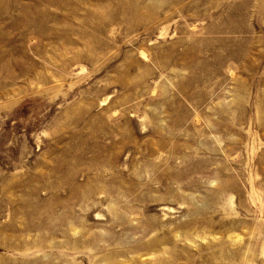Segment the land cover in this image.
Here are the masks:
<instances>
[{
  "label": "rangeland",
  "instance_id": "1",
  "mask_svg": "<svg viewBox=\"0 0 264 264\" xmlns=\"http://www.w3.org/2000/svg\"><path fill=\"white\" fill-rule=\"evenodd\" d=\"M0 49V264H264V0H0Z\"/></svg>",
  "mask_w": 264,
  "mask_h": 264
},
{
  "label": "bare ground",
  "instance_id": "2",
  "mask_svg": "<svg viewBox=\"0 0 264 264\" xmlns=\"http://www.w3.org/2000/svg\"><path fill=\"white\" fill-rule=\"evenodd\" d=\"M234 28V27H233ZM222 40V39H221ZM1 50V49H0ZM4 52V51H3ZM5 54V53H4ZM11 58H12V56H11ZM14 61V60H13ZM27 63V62H26ZM8 65V64H7ZM20 65V64H19ZM4 66V65H3ZM17 66V65H16ZM6 67V66H5ZM25 67V66H24ZM3 68V67H2ZM1 68V69H2ZM19 69V68H18ZM5 70V69H4ZM26 70V69H25ZM29 70V69H28ZM8 71H10V70H8ZM15 71H16V69H15ZM14 71V72H15ZM12 72V71H11ZM3 74V73H2ZM13 76H15V75H13ZM2 78V77H1ZM45 80V79H44ZM2 84V83H1ZM72 117V116H71ZM67 119V118H66ZM77 170V169H76ZM61 174V173H60ZM49 175V174H48ZM59 176V175H58ZM38 178V177H37ZM49 179V178H48ZM63 180H64V178H63ZM103 181V180H102ZM111 181V180H110ZM112 182V181H111ZM56 183V182H55ZM88 183V182H87ZM50 186H51V184H50ZM77 188V187H76ZM52 189V188H51ZM75 189V188H74ZM78 189V188H77ZM92 189V188H91ZM83 190V189H82ZM94 190V189H93ZM120 190V189H119ZM31 191V190H30ZM70 191H72V190H70ZM39 193H41V192H39ZM37 195V194H36ZM60 198V197H59ZM84 198V197H83ZM104 198V197H103ZM42 199V198H41ZM75 199V198H74ZM49 200V199H48ZM82 201V200H81ZM49 202V201H48ZM40 203V202H39ZM57 203V202H56ZM100 203V202H99ZM64 204V203H63ZM14 206V205H13ZM61 206V205H60ZM92 206H93V204H92ZM46 207V206H45ZM11 208V207H10ZM20 208V207H19ZM22 209V208H21ZM24 209V208H23ZM40 209V208H39ZM43 209V208H42ZM51 209V208H50ZM16 211V210H15ZM27 211V210H26ZM45 211V210H44ZM25 212V211H24ZM36 212V211H35ZM50 212V211H49ZM72 212V211H71ZM54 215V214H53ZM66 216V215H65ZM100 216V215H99ZM37 218V217H36ZM78 221V220H77ZM115 221V220H114ZM31 222V221H30ZM27 226V225H26ZM29 226H30V223H29ZM56 226V225H55ZM39 227V226H38ZM43 228V227H42ZM39 229V228H38ZM6 230V229H5ZM89 230V229H88ZM1 231H3V230H1ZM37 231V230H36ZM32 232V231H31ZM4 233V232H3ZM80 243V242H79ZM3 244V243H2ZM19 245V244H18ZM95 248V247H94ZM98 249V248H97ZM224 252V251H223Z\"/></svg>",
  "mask_w": 264,
  "mask_h": 264
}]
</instances>
